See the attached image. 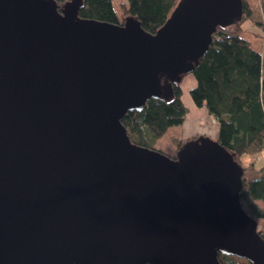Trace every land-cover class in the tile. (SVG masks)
Listing matches in <instances>:
<instances>
[{
  "label": "water",
  "instance_id": "water-1",
  "mask_svg": "<svg viewBox=\"0 0 264 264\" xmlns=\"http://www.w3.org/2000/svg\"><path fill=\"white\" fill-rule=\"evenodd\" d=\"M83 0H0V264H264L245 168L218 139L175 158L122 124L173 97L243 0H181L155 33Z\"/></svg>",
  "mask_w": 264,
  "mask_h": 264
},
{
  "label": "trees",
  "instance_id": "trees-1",
  "mask_svg": "<svg viewBox=\"0 0 264 264\" xmlns=\"http://www.w3.org/2000/svg\"><path fill=\"white\" fill-rule=\"evenodd\" d=\"M69 0H56L63 6ZM117 0H83L81 20L122 24L125 17L136 18L142 28L155 34L168 20L181 0H121L122 17L117 14ZM244 16L240 22L218 27L209 51L193 75L197 86L190 91L198 108H206L219 125L218 142L243 165L242 157L264 151V75L263 58L244 36L243 22L252 11L243 1ZM187 108L182 101L181 85L173 86V97L150 99L141 111L129 112L121 122L131 141L150 148L151 141L164 136L171 128L183 124ZM187 141V140H186ZM185 141V142H186ZM184 142L179 141V147ZM252 162L245 167L241 192L244 209L257 221H264V165ZM247 170L253 175L249 178ZM264 238V229L259 230ZM222 264H249L238 258L219 254Z\"/></svg>",
  "mask_w": 264,
  "mask_h": 264
},
{
  "label": "crops",
  "instance_id": "crops-1",
  "mask_svg": "<svg viewBox=\"0 0 264 264\" xmlns=\"http://www.w3.org/2000/svg\"><path fill=\"white\" fill-rule=\"evenodd\" d=\"M252 11V17L248 18V27H243L247 39L253 47L258 50L263 58V75H264V0H243ZM197 86V80L193 74L188 75L182 84V101L187 108V115L182 125L183 140L195 139L199 136H208L213 139L219 137V125L206 108H198L190 95V91ZM190 120H193L190 121ZM255 161L259 166L264 165V151L256 155ZM251 156L242 157V162L250 160ZM258 160L261 163H258ZM257 165V166H258ZM245 166V165H244ZM257 204L263 208L264 204L258 201Z\"/></svg>",
  "mask_w": 264,
  "mask_h": 264
},
{
  "label": "rangeland",
  "instance_id": "rangeland-1",
  "mask_svg": "<svg viewBox=\"0 0 264 264\" xmlns=\"http://www.w3.org/2000/svg\"><path fill=\"white\" fill-rule=\"evenodd\" d=\"M125 1V0H123ZM120 2L121 0H117L115 3H114V7H115V10L117 12V14L119 15V17L121 18L122 17V8L120 7ZM129 17V16H128ZM127 17H125L126 19ZM125 19H124V22H125ZM123 24V22H122ZM243 27H248L249 23H248V19H246L244 22H243ZM247 33L244 32V36L245 38L247 37ZM187 77V76H186ZM185 77V78H186ZM185 78L183 79L182 83H181V88H182V84L185 80ZM182 128L180 127H173L171 128L164 136H162L161 138H158L156 141H151V147L152 149H155L157 151H160L170 157H173L175 158L178 154V151H179V141H182L185 143L186 140H183L182 138ZM191 140V139H189ZM188 141V140H187ZM183 145V144H182ZM255 157L257 159V156H251L249 157L250 160L247 158V160H244L243 161V165H245V167L249 166L252 162H257L255 161ZM258 163H261L259 160H258ZM249 178H252V174L250 171L247 170V174H246ZM263 209H264V206H262ZM261 229H264V221H259V230ZM240 260V259H239ZM242 261L243 263H247L245 260H240Z\"/></svg>",
  "mask_w": 264,
  "mask_h": 264
},
{
  "label": "bare ground",
  "instance_id": "bare-ground-1",
  "mask_svg": "<svg viewBox=\"0 0 264 264\" xmlns=\"http://www.w3.org/2000/svg\"><path fill=\"white\" fill-rule=\"evenodd\" d=\"M190 121H192L193 122V120H190ZM196 139V138H195Z\"/></svg>",
  "mask_w": 264,
  "mask_h": 264
},
{
  "label": "flooded vegetation",
  "instance_id": "flooded-vegetation-1",
  "mask_svg": "<svg viewBox=\"0 0 264 264\" xmlns=\"http://www.w3.org/2000/svg\"><path fill=\"white\" fill-rule=\"evenodd\" d=\"M124 23V22H123Z\"/></svg>",
  "mask_w": 264,
  "mask_h": 264
}]
</instances>
